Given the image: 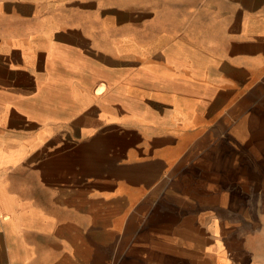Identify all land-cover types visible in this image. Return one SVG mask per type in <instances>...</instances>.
<instances>
[{"label": "crops", "instance_id": "obj_1", "mask_svg": "<svg viewBox=\"0 0 264 264\" xmlns=\"http://www.w3.org/2000/svg\"><path fill=\"white\" fill-rule=\"evenodd\" d=\"M0 264H264V0H0Z\"/></svg>", "mask_w": 264, "mask_h": 264}]
</instances>
